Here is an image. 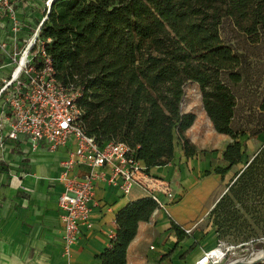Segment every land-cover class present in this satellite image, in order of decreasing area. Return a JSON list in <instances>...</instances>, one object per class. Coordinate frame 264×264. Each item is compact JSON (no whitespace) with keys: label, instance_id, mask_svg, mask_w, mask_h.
<instances>
[{"label":"trees","instance_id":"16d2710c","mask_svg":"<svg viewBox=\"0 0 264 264\" xmlns=\"http://www.w3.org/2000/svg\"><path fill=\"white\" fill-rule=\"evenodd\" d=\"M43 16L33 45H45L61 82L80 88L84 127L98 143H126L146 171L169 164L176 143L186 158L193 156L185 130L194 114L181 109L183 85L192 81L213 128L231 138L221 159L240 162L238 138L245 132L232 127L236 103L222 75L238 83L241 57L222 41L219 24L232 17L247 35L256 36L264 31V0H53ZM258 107L264 112V97ZM258 176H264V148L236 181L245 186ZM156 209L151 196L120 208L113 235L97 255L100 264H126L138 223ZM170 228L178 241L188 236L173 221Z\"/></svg>","mask_w":264,"mask_h":264},{"label":"crops","instance_id":"0c3cea01","mask_svg":"<svg viewBox=\"0 0 264 264\" xmlns=\"http://www.w3.org/2000/svg\"><path fill=\"white\" fill-rule=\"evenodd\" d=\"M15 4L25 23L32 22L45 9L31 8V0L21 4L15 1ZM4 21L9 33L14 35L9 27L13 20L5 17ZM1 32L4 29L0 31V40L4 37ZM181 109L194 114L185 136L196 152L186 158L180 144L176 143L174 158L169 164L150 167L151 175L165 181H173L174 172L178 171L174 188L178 200L154 210L149 220L138 223L136 234L126 250V264H184L182 260H185L190 246L203 237L201 230L191 229L188 236L178 241L168 217L184 230H190L184 226L190 225L209 207L220 176L207 171H210L212 161H223L221 151L231 138L213 128L203 107L198 112ZM64 156L60 150L40 148L30 151L24 145L16 152L0 149V264H100L97 255L108 244L110 233L115 229L116 212L128 202L150 195V180L147 187L134 184L125 193L106 181H97L93 200L89 203L90 224H79L81 233L66 252L60 236L62 226L57 209L62 185L52 182ZM85 170L87 168L81 166L74 172L80 175ZM153 189L161 197L159 189ZM198 230L200 235L196 236ZM200 248L201 252L207 249L206 246ZM197 256L194 250L187 264H193L199 258Z\"/></svg>","mask_w":264,"mask_h":264},{"label":"built area","instance_id":"2783aa9c","mask_svg":"<svg viewBox=\"0 0 264 264\" xmlns=\"http://www.w3.org/2000/svg\"><path fill=\"white\" fill-rule=\"evenodd\" d=\"M4 16L15 17L13 0H0V31L4 27ZM41 23L26 45H4V39L0 40V149L16 152L24 145L30 151L43 148L64 152L59 162L61 168L52 182L62 185L57 209L62 226L60 236L67 252L81 233L79 224H90L89 203L97 181H106L125 193L134 184L147 187L150 180L149 196L157 203V209H163L178 200L174 195L178 171L174 172L173 181H165L146 171L126 143L119 140L98 143L86 133L83 110L77 104L80 88L61 82L45 45H33ZM17 28L14 24L13 29ZM81 166L87 170L76 174L74 171ZM153 188L159 189L161 197ZM246 245L247 242L215 240L194 264L204 259L205 264H228L246 259L253 255L250 252L239 256V249ZM215 250L218 256L211 255Z\"/></svg>","mask_w":264,"mask_h":264},{"label":"rangeland","instance_id":"374dc122","mask_svg":"<svg viewBox=\"0 0 264 264\" xmlns=\"http://www.w3.org/2000/svg\"><path fill=\"white\" fill-rule=\"evenodd\" d=\"M15 1L21 4L26 0H13L14 3ZM47 1L31 0V8H46ZM17 7L15 4V17L11 18L13 23L9 27L14 35L19 37L10 34L8 25L4 24V45H26L34 36L43 17L42 11L32 22L25 23L24 16L17 15ZM14 24L17 29H13ZM219 35L222 41L241 57V80L232 84L225 75H222V79L229 84L235 98L232 127L238 132H245L238 138L242 156L236 165H229L226 161L211 162L208 174L215 173L216 167L224 169V172L216 173L220 179L209 207L198 214L190 225L184 226L190 229V233L191 229H199L203 233L200 242L190 246L185 260H182L184 264L188 263L194 250L199 256L202 253L200 247L209 248L216 239L247 241V245L239 249L240 257L264 250V176L255 177L246 182L245 186L236 181L238 174L250 163L254 155L264 148V133L260 132L264 130V112L258 107L264 97V31L258 32L256 36L247 35L232 17H223L219 24ZM18 39L21 42L18 43ZM183 89L181 108L195 112L202 110L198 85L186 81ZM168 218L171 222L172 219ZM199 230L195 232L196 236L200 235ZM209 235V239L204 242ZM202 242L204 243L200 245ZM259 262L258 264H264V261Z\"/></svg>","mask_w":264,"mask_h":264},{"label":"bare ground","instance_id":"6f19581e","mask_svg":"<svg viewBox=\"0 0 264 264\" xmlns=\"http://www.w3.org/2000/svg\"><path fill=\"white\" fill-rule=\"evenodd\" d=\"M50 1H51V0H48V3H50ZM18 15H20V14H18ZM42 19H44V16L42 17ZM42 19H41V21H42ZM1 33H2V32H1ZM3 33H4V32H3ZM211 255H212V256H218V255H219L218 250H215V251L211 252ZM202 258H203V256L201 257V259H202ZM255 258L264 259V250H259L258 252L254 253L253 255H251L250 257L246 258L245 260H246V261H251V260H253V259H255ZM198 259H200V258H198ZM195 261H196V260H195ZM195 261H194V262H195ZM240 262H243V259H238V260L232 261V262H230V263H228V264H240ZM193 264H194V263H193ZM197 264H205V259L202 260L201 262L197 263Z\"/></svg>","mask_w":264,"mask_h":264},{"label":"water","instance_id":"95a60500","mask_svg":"<svg viewBox=\"0 0 264 264\" xmlns=\"http://www.w3.org/2000/svg\"><path fill=\"white\" fill-rule=\"evenodd\" d=\"M53 0H51L50 1V3H48V6H47V12H48V10L50 9V5H51V2H52ZM46 18V16H44V19ZM44 19H42V21L41 22H43V20ZM233 261H235V260H233ZM259 261H264V259H260V258H255V259H253V260H251V261H246L245 259H243V262H240V264H256L257 262H259ZM232 262V261H231ZM230 263V262H229Z\"/></svg>","mask_w":264,"mask_h":264}]
</instances>
